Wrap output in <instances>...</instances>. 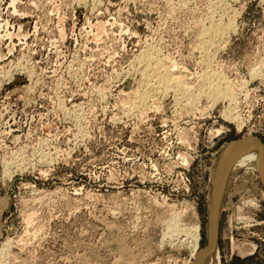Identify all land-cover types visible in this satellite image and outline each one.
Returning a JSON list of instances; mask_svg holds the SVG:
<instances>
[{
	"label": "rangeland",
	"instance_id": "1",
	"mask_svg": "<svg viewBox=\"0 0 264 264\" xmlns=\"http://www.w3.org/2000/svg\"><path fill=\"white\" fill-rule=\"evenodd\" d=\"M244 139L264 148V0H0V264H198L186 233L206 252ZM220 192L215 264H264L258 173Z\"/></svg>",
	"mask_w": 264,
	"mask_h": 264
},
{
	"label": "bare ground",
	"instance_id": "2",
	"mask_svg": "<svg viewBox=\"0 0 264 264\" xmlns=\"http://www.w3.org/2000/svg\"><path fill=\"white\" fill-rule=\"evenodd\" d=\"M213 34H214V32H213ZM147 63L149 64V61ZM159 65H160V63H159ZM149 69H151V68H149ZM161 69L162 68H159V70H161ZM154 70H156V69H154ZM154 70H153V74L155 72L156 73L159 72L157 70L154 72ZM162 71H163V69H162ZM145 73H144V80H145V82H147V79L149 78L148 77L149 74L148 73L145 74ZM156 73H155V75H156ZM157 74H158L157 77L159 78V81L161 80V83H163V85H164V83H165V85L166 84L168 85V83H169L170 80L167 78V76H165L164 73L163 74L162 73L161 74L157 73ZM151 76L152 75H150V77ZM158 78L156 80H158ZM149 80H150V78H149ZM151 80H153V79H151ZM205 81H207V80H205ZM224 89H226V88H224ZM152 90H153V88H152ZM219 91H220V89L218 90L217 88H215V91L213 92V94L218 95V97H219L220 94H221L220 92H222V89H221L220 92ZM150 92H151V90H150ZM227 92H228V89H227ZM227 92H225V93H227ZM229 92H231V91H229ZM147 93H143V94L147 95ZM153 94H154V92H153ZM211 95H212V93H211ZM221 95L223 96V94H221ZM227 95L229 96V94H227ZM227 95H226V97H227ZM147 96H149V95H147ZM230 96H231V93H230ZM9 166H11V164ZM240 168L253 169L256 173H258L259 179H261V181L264 184V148H263L262 143H260L257 140H254V139H244V140H241V141H238V142H235V143H232L231 145H229V147L226 149V151L222 154V158H221L220 166H219V170H218L217 180H215L216 181L215 182V186H216L215 189L216 190L214 189V191H215V193H214V206H212V208L210 210V221H209V224H210L209 225V238H210V241H209V244H211V246L209 248H207L206 252H204L203 254H200L198 252V246H199L198 244H199V241H200V236H199V232H197V231H194L192 233L191 232L190 233H186V237L187 238L184 240L186 244H189V243L191 244V242L194 243V246H191V247H194V250L192 251L193 252L192 255H193L194 258H197V259L199 258L198 264H215V262H218L217 261L218 260L217 259V252L218 251H217V237H216V232H217V222L219 220L220 212H221V192H220V190L221 189L223 190V187L225 186V184L227 182H229L230 178L234 177L235 171L237 169H240ZM9 169H10V167H9ZM190 240H191V242H190Z\"/></svg>",
	"mask_w": 264,
	"mask_h": 264
},
{
	"label": "water",
	"instance_id": "3",
	"mask_svg": "<svg viewBox=\"0 0 264 264\" xmlns=\"http://www.w3.org/2000/svg\"><path fill=\"white\" fill-rule=\"evenodd\" d=\"M254 138H256V139H258L257 137H254ZM259 140V139H258ZM260 141V140H259ZM263 144V143H262ZM218 222H219V220H218ZM217 222V232H216V237H217V239H218V231H219V223ZM211 246V244H208L204 249H207V248H209Z\"/></svg>",
	"mask_w": 264,
	"mask_h": 264
}]
</instances>
